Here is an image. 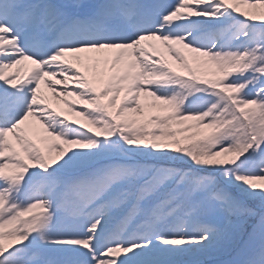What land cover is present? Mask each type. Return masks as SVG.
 Returning <instances> with one entry per match:
<instances>
[{
	"label": "snow or ice",
	"instance_id": "6c2138e0",
	"mask_svg": "<svg viewBox=\"0 0 264 264\" xmlns=\"http://www.w3.org/2000/svg\"><path fill=\"white\" fill-rule=\"evenodd\" d=\"M212 252L264 264V0H0V264Z\"/></svg>",
	"mask_w": 264,
	"mask_h": 264
},
{
	"label": "rangeland",
	"instance_id": "374dc122",
	"mask_svg": "<svg viewBox=\"0 0 264 264\" xmlns=\"http://www.w3.org/2000/svg\"><path fill=\"white\" fill-rule=\"evenodd\" d=\"M94 2H102L103 0H90ZM86 2V0H84ZM170 59V57H169ZM175 67H179L178 65L175 64L174 61H172ZM202 75H206L208 78H211V73L207 71L205 68L202 70V72L198 73ZM177 259H180L184 261V264H191L193 260L199 259L202 264H221L222 261H227L230 259V257L225 254V253H217V252H212L210 254H192V255H185L183 257H178Z\"/></svg>",
	"mask_w": 264,
	"mask_h": 264
},
{
	"label": "bare ground",
	"instance_id": "6f19581e",
	"mask_svg": "<svg viewBox=\"0 0 264 264\" xmlns=\"http://www.w3.org/2000/svg\"><path fill=\"white\" fill-rule=\"evenodd\" d=\"M243 10V9H242ZM21 68V75H26V73L30 70L31 68V65L29 62H25V65H22L20 66ZM10 71H15V69L13 70H10ZM42 88V93L48 97V103L50 104L51 107L57 109L58 111L59 110H65L64 109V106L62 103H60L59 101H57L53 96L52 94L49 92V90L47 89V87L45 85H42L41 86Z\"/></svg>",
	"mask_w": 264,
	"mask_h": 264
}]
</instances>
